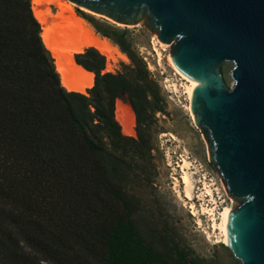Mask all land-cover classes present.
I'll return each mask as SVG.
<instances>
[{
	"label": "trees",
	"instance_id": "obj_1",
	"mask_svg": "<svg viewBox=\"0 0 264 264\" xmlns=\"http://www.w3.org/2000/svg\"><path fill=\"white\" fill-rule=\"evenodd\" d=\"M40 32L30 0H0V264H188L144 196L146 126L159 110L144 63L120 34L127 71L102 72L104 56L87 47L74 59L93 85L70 91ZM118 97L136 137L114 118Z\"/></svg>",
	"mask_w": 264,
	"mask_h": 264
},
{
	"label": "water",
	"instance_id": "obj_2",
	"mask_svg": "<svg viewBox=\"0 0 264 264\" xmlns=\"http://www.w3.org/2000/svg\"><path fill=\"white\" fill-rule=\"evenodd\" d=\"M70 1L120 24L141 22L170 44V65L198 81L193 123L239 202L226 246L241 264H264V0ZM227 61L231 86L220 72Z\"/></svg>",
	"mask_w": 264,
	"mask_h": 264
},
{
	"label": "rangeland",
	"instance_id": "obj_3",
	"mask_svg": "<svg viewBox=\"0 0 264 264\" xmlns=\"http://www.w3.org/2000/svg\"><path fill=\"white\" fill-rule=\"evenodd\" d=\"M48 5L52 13L58 11V8L54 4L49 3ZM77 6L78 8L74 7L76 15L84 19L96 35L102 39L108 40L118 49L119 47L114 43L113 39L123 34L125 39L130 43L132 50L137 53L149 73L152 86V90L148 91L149 100H158L159 110H154L150 113L151 116L146 126L151 134L150 146L152 148L149 158L154 170L152 187H148L144 196L146 197L147 205L157 212L155 215V217H157V223L154 226H157V228L164 226L169 229L170 234L172 233L180 248L186 253L188 264H241V261L234 257L226 244L222 242H213V240L206 237L203 227L208 225L207 216L199 214L203 223V226L199 227L196 217L191 214L189 208L183 203L181 198L178 197L174 186L173 177H177L178 180H180L179 177L181 175L180 168L177 167V161L180 158L179 155L184 154L186 150L185 154L190 157L189 159L193 161L194 164L199 166L200 173H205L206 177L212 179V182H214V187L219 188L218 191H215V196H218V199H216V201H218L217 208L220 207L221 203H233L235 207L239 203L228 194L217 169L208 161L207 142L202 136L200 129L194 125L189 112L185 109L184 104L186 101L183 99L184 97L175 95L171 92V89L167 88L165 85V77L174 75V68H172L169 62L170 44L161 42L169 46L165 48L158 45L155 46L161 54L160 63H158L157 53L153 46V36H157L156 32L147 29L141 22L135 25L115 24V22H112V20L105 16L94 12H86V8V10H83V7ZM102 32H107L110 38L102 36ZM95 49L100 52L97 48ZM102 55L105 58V65L102 72H111L113 74L117 72H126V67L130 65V60L126 54L127 60H122L118 57L117 60L111 61L107 60L106 55ZM107 65L110 67V70H107ZM232 66V62L229 61L220 66V72L228 86H231L233 83L230 76ZM88 88L85 90V95H89L87 91ZM152 91L155 92V96H153ZM116 100H120L122 103L128 105L129 103L124 98L118 97L115 99L114 118L118 122L115 113ZM126 110L128 111L125 113V122H128L127 126L130 127L133 134H125L122 130L121 133L126 136L136 137L137 123L135 113L132 109L133 126L131 127L129 125V123H131V114L129 113V109ZM118 124L121 129L119 122ZM169 132L173 133L178 141L172 140L169 136H163L164 133ZM189 172L194 178L198 176V174L193 173L192 169H190ZM222 184L224 186H222ZM180 188L181 184L179 183L177 189ZM222 200L224 202H221ZM194 201L196 204L199 203L198 198H194Z\"/></svg>",
	"mask_w": 264,
	"mask_h": 264
},
{
	"label": "bare ground",
	"instance_id": "obj_4",
	"mask_svg": "<svg viewBox=\"0 0 264 264\" xmlns=\"http://www.w3.org/2000/svg\"><path fill=\"white\" fill-rule=\"evenodd\" d=\"M30 2L34 17L41 27L40 35L42 41L54 59L61 84L67 90L85 93L86 88L93 85V72L78 64L74 59V53L82 52L86 47H95L106 55L107 60H117L118 57L122 60H127L126 55L115 45L96 35L86 21L76 15L74 11V7L78 8L76 3L70 0H30ZM49 3L54 4L58 11L52 13ZM83 10L86 9L84 8ZM86 12L92 11L87 9ZM112 22L114 21L112 20ZM115 24L120 23L115 22ZM157 45L164 48L169 46L162 44L156 35L153 36L154 50L157 53L158 63H160L161 54L158 48L155 47ZM107 70H110L108 65ZM173 71V76L165 77V85L175 95L184 97L183 99L186 101L184 107L189 112L191 120H193V115L190 111V101L192 91L198 81L176 68ZM115 108L116 119L121 125L122 132L132 135V130L127 126L128 122H125V113L128 111L126 109H129L131 114V123L129 125L133 126L132 109L128 104L122 103L120 100H116ZM163 136H169L172 140L178 141L177 137L171 132L164 133ZM185 153L179 155L180 158L177 161V167L181 171L180 180L177 177H173L178 197L189 208L191 214L196 217L199 227L203 226L199 214L207 216L208 225L203 227V230L208 239L216 243L227 244V218L230 211L235 208V205L233 203H221L224 202L222 200L220 207L217 208L218 201L216 199H218V196H215V191H218L219 188L214 187V182H212V179H208L205 173H200L199 166L194 164ZM190 169L193 170V173L198 174L196 178L191 176ZM179 183L181 188L177 189ZM222 186L224 185L222 184ZM194 198H198V204L195 203Z\"/></svg>",
	"mask_w": 264,
	"mask_h": 264
}]
</instances>
